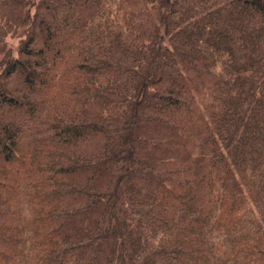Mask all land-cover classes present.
Here are the masks:
<instances>
[{"label": "trees", "instance_id": "1", "mask_svg": "<svg viewBox=\"0 0 264 264\" xmlns=\"http://www.w3.org/2000/svg\"><path fill=\"white\" fill-rule=\"evenodd\" d=\"M0 264H264V0H0Z\"/></svg>", "mask_w": 264, "mask_h": 264}, {"label": "rangeland", "instance_id": "2", "mask_svg": "<svg viewBox=\"0 0 264 264\" xmlns=\"http://www.w3.org/2000/svg\"><path fill=\"white\" fill-rule=\"evenodd\" d=\"M8 41H9V44H10L13 48H15L16 46H18V39H17V38L13 37V38L9 39Z\"/></svg>", "mask_w": 264, "mask_h": 264}]
</instances>
